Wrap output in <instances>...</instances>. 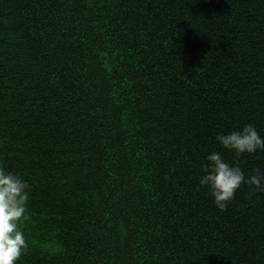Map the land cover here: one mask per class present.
Returning a JSON list of instances; mask_svg holds the SVG:
<instances>
[{
  "label": "trees",
  "instance_id": "16d2710c",
  "mask_svg": "<svg viewBox=\"0 0 264 264\" xmlns=\"http://www.w3.org/2000/svg\"><path fill=\"white\" fill-rule=\"evenodd\" d=\"M264 136V0H0V167L28 183L16 264H264V192L198 183Z\"/></svg>",
  "mask_w": 264,
  "mask_h": 264
},
{
  "label": "clouds",
  "instance_id": "9594fccd",
  "mask_svg": "<svg viewBox=\"0 0 264 264\" xmlns=\"http://www.w3.org/2000/svg\"><path fill=\"white\" fill-rule=\"evenodd\" d=\"M215 139L237 157L264 150V136L251 123L218 133ZM200 167L202 175L198 183L207 187L213 204L221 212L241 184L264 192V171L259 167L245 175L240 166L229 163L218 151L207 153ZM28 199L27 181L13 171L0 167V264H16L28 246L24 232L18 227L25 217Z\"/></svg>",
  "mask_w": 264,
  "mask_h": 264
}]
</instances>
